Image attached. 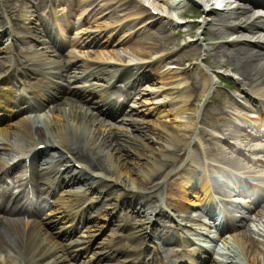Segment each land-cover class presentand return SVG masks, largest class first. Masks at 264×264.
Here are the masks:
<instances>
[{
  "label": "bare ground",
  "instance_id": "6f19581e",
  "mask_svg": "<svg viewBox=\"0 0 264 264\" xmlns=\"http://www.w3.org/2000/svg\"><path fill=\"white\" fill-rule=\"evenodd\" d=\"M47 1L50 5L62 3L67 9L66 13L56 15L55 10L50 11V24L38 21L32 13L44 6V0H0V14L2 11L4 15H16L17 18L14 25L18 28L13 26L8 36L14 33L28 45L24 53L19 51L17 54L11 52L12 44L0 45V53L7 57V61L0 65V75L17 70L32 76L28 85L32 98L26 108L22 107L24 102H16L14 92L9 93L7 79L2 85L0 83V151L11 150L6 152L9 158L0 157V181L5 182L15 167L8 169L6 160L20 157L24 169L14 171L12 176L18 190L16 197L40 191L53 197L52 203L31 212L33 218L30 223L21 220L19 210L12 205L0 207V264H175L171 259L161 257L153 240L156 235L173 238L185 246L178 260L184 259L189 264L206 263L209 260L208 249L200 246L197 250L191 246L195 244L194 239L168 229L161 218L167 216L168 210L193 213L197 211L192 207L194 205L205 207L216 230L230 232V239L217 236L225 254L222 258L210 259V264H243L241 255L248 261L246 264H261L254 251L264 255L259 245L264 244V225L261 223L264 206L255 215H258V222L250 226L245 220L235 222V215L231 212L237 203L251 210L255 209L253 205L234 198L225 201L226 211L219 213L214 209L210 192L223 195L222 189L228 187V196L242 198L251 193L256 203L264 196V157L254 161L260 166V173L250 177L256 179L254 183L225 169L227 167H213L208 160L236 170L244 168L242 158L226 154L230 150L241 154L243 144L257 145L256 140L264 137V0H209L214 8L205 13L201 29V39L209 49L200 60L202 65H194L198 77L191 73L190 65L180 70H160L166 62L173 63L170 66L175 67L183 60L174 59L179 49L166 57H159L164 51L153 41L151 34L166 31L169 18L154 17L148 10L159 6L162 14L166 15L170 9L158 3L148 9L141 5L130 7L137 0ZM186 1L182 0L183 3ZM220 1L225 9L217 11L216 7L222 4ZM18 2V12L15 13ZM163 2L166 4L165 0ZM231 3L236 4L232 7ZM119 10L125 13L118 14ZM105 11L111 13L108 16L113 18L111 22L97 20V16L103 17ZM75 14L77 21L71 22L69 18ZM93 22L97 28L104 26L107 29L92 32L84 27L85 23ZM4 23H0V27ZM73 29L75 33L70 37L68 33ZM180 31L177 28L174 33ZM234 34L237 36L231 39ZM133 39L129 50L143 62L134 66L126 63L116 51L127 47ZM33 40L42 44L41 47L33 44ZM95 46L99 49L93 51ZM193 49L194 56H197L199 45L194 44ZM227 54L228 59H220ZM184 60L188 61V58ZM145 63L152 68L146 75L155 76L157 79L153 83L159 82L161 86L143 89V92L155 101L160 97L168 99L146 109L152 116L148 119L149 131H144L145 138L152 143H145L149 147L146 151L111 131L98 129L94 124L98 116H103L140 128L134 124L133 118L139 109L133 108L134 105L123 106L113 102L108 98V91L109 86L117 81L133 85L146 79L142 76ZM222 69L240 75L243 94L218 89L213 93L215 77ZM187 72L188 79L184 77ZM246 92L257 96L258 103L247 99L249 94ZM127 94L131 95L130 92ZM205 96L202 116L196 121L198 102ZM13 104L19 106L17 111H12ZM231 110L236 111L237 122L231 116ZM249 112L256 116H247ZM195 135L200 136L204 145L193 139ZM225 137L237 138L236 146L225 142ZM12 138L25 142L14 143ZM38 143L58 146V158L51 161L52 156H44L37 165L32 150ZM175 146H179L177 151H180L177 159ZM256 150L264 152V147ZM186 153V165L176 168L175 162ZM71 160L89 170L85 172L86 178L79 175L69 178L66 175L67 180H63L64 173L57 183L53 182L59 176V167L67 166ZM199 163L201 169L203 165L205 168L199 174L192 173L193 164ZM188 165L191 166L187 170ZM218 174L224 179H219ZM64 181L70 186V181L74 185L82 181L78 187L82 190L70 189L73 187L63 189ZM144 184L156 187L155 200L152 196L146 199L131 197L132 190L141 189ZM102 193L114 207L120 200L123 204L126 201L133 203L139 219L135 226L122 225L120 236L112 235L113 229H110V234L99 242L98 236H94L101 231L107 214L102 211L88 214L84 206ZM3 194L5 196L6 190L1 188V196ZM154 213L157 222L152 224L150 215ZM11 215L15 217L11 218ZM248 219H252L251 214ZM57 224L59 226L54 229ZM176 227L182 226L176 224ZM148 228H151L149 233L146 231ZM252 233L263 238H255ZM121 237L128 242L129 250L121 245ZM143 243L145 246L141 247ZM146 251L152 257L140 260V255Z\"/></svg>",
  "mask_w": 264,
  "mask_h": 264
},
{
  "label": "rangeland",
  "instance_id": "374dc122",
  "mask_svg": "<svg viewBox=\"0 0 264 264\" xmlns=\"http://www.w3.org/2000/svg\"><path fill=\"white\" fill-rule=\"evenodd\" d=\"M166 4H163L165 2H163V0H137V2H132L130 7H137V5H141L142 7H144L145 9L148 7H151L152 5H155L156 3H158L161 6H164L167 10L170 9V13L167 14V16L165 15V17H163L164 15L162 14V9L161 7L157 6L156 9L154 10L155 12L153 13L154 17H162V20H166V18H168V15L170 16L169 18H171V20L169 19V22L167 24L166 27V31L162 32V31H157L155 33L151 34V38L153 39V41H155L156 43H158L161 46V49H163L164 52L167 51H174L175 49H181V51H179L177 53L176 56H174V59H178V60H183L179 65H176L175 67L170 66L173 63H169L166 62L167 64H164V66H162L160 68L161 71H166L168 69H173V68H177L178 70L180 69H184V67H187L188 65H190V67H192V74L195 75L196 77H198V73L196 71V69L194 68V65L199 64L202 65L200 60L204 57L205 55V50L209 49L208 45H206L205 42L202 41L201 37V29H202V22L204 21V16H206V14H208V12L205 14L204 10L206 9H211L214 8L213 4L209 1V0H188L185 3L182 2V0H165ZM181 1V2H179ZM220 4L222 3L221 1L219 2ZM236 3H231V6L233 7ZM62 4H55L53 5L56 11H60V8ZM30 9L32 7H29ZM217 11H222L225 9V7L223 6V3L221 5H219L217 7ZM216 10V9H215ZM48 11V6H44L39 8L38 11H33L32 13H35V18L38 19V21H40V19H42V17L47 14L46 12ZM200 12L199 14H197V12ZM125 13V11H118V14H123ZM111 13H109L108 11H105L103 13V17L98 15L97 16V20H104L105 22H111V20L113 19L112 17L109 18L108 16H110ZM77 14H75L73 17H70V21H77ZM95 25H97L95 22L93 23H85L84 27H87L88 30H91L92 32H98L100 30H106L107 28L102 26L101 28H97ZM138 26H136L135 28H137ZM180 29L181 31L179 33H174L176 29ZM75 33V30H71L68 35L70 37H72ZM137 36L134 37V39ZM231 38H234V36H231ZM130 41V43L128 44L127 47H123V48H119L117 49V53L123 58L125 59V62L128 63L129 65H137V64H142V61H139L137 58H135V56L130 52L129 50V46L133 45V41ZM194 44H198L199 45V51H198V55L194 56V49H193V45ZM20 43L18 44L16 48V51L19 48ZM41 47V45L39 46ZM68 49H70L69 47H67ZM98 46H95L92 50H98ZM160 49V50H161ZM77 54L79 52L75 51ZM92 54V52H91ZM230 54V53H229ZM188 58V61H184V59ZM229 58V55L227 54L226 57H220L221 60H226ZM3 58L0 55V63L2 62ZM144 70L142 72V76L144 75V77L146 79H144L143 81H136L135 83H133V85L130 84H124L123 81H117L115 83L114 86H112L110 88V90H121L123 92H125V89L132 92L133 97H129V99L125 100V104L124 106H131L134 107L133 108H138L139 111L138 113H135L133 118L135 121V125L139 126L140 128L137 129L134 125L130 124L129 122H120L118 119L116 118H108V117H103V116H98L95 120V126L103 131H111L113 133H115L118 136H121L122 138H124V140H128V142H132V144H137L139 145L141 148H143L145 151L149 149V147L145 146V143L147 142L148 145H152L150 140H147L145 138V132L149 131V128L151 127L150 122H148V119H151L152 116L147 113L146 109H149L154 106V104L156 103H161L164 102L166 100H168L167 98H159L158 101H155L152 97H149L148 95H146L143 92V89H153L156 86H161V83L156 82L153 83L155 79H157L155 76L149 74L150 76L146 75V73H150V69L151 66L147 65L146 63L144 64ZM206 67V66H205ZM216 69H219V67H217ZM211 73V72H210ZM189 74L185 73L184 77L186 79H188ZM219 76L221 79H223L225 81V87H222L220 84V80L219 79H215V89L218 90H223L226 91L228 93L233 92L235 94H243L244 92L241 90L240 87V83H239V79H240V75L235 72V71H230L229 69H222L221 72L219 73ZM220 84V85H219ZM130 87V88H129ZM195 92L199 93V91ZM126 93V92H125ZM140 93V94H139ZM240 98V97H239ZM132 100H135L134 102H132ZM240 100H242L240 98ZM141 101V102H139ZM256 102V101H255ZM205 103V97L201 100L199 107H197V113L195 114V120L198 121L200 119V117L202 116V106ZM257 104V103H255ZM232 116H234L233 114H231ZM255 114H253V112L249 113L250 117H254ZM116 117H119L118 115H116ZM168 119V118H167ZM166 119V120H167ZM264 138V137H263ZM257 139V145H245L243 143H241V145L243 147L241 148V154H237V152H234L230 150V153H227V156H238L240 158L243 159V163L244 164V168H241L239 170L233 169V168H229L228 166L222 164V166L227 167L226 169L231 170L241 176L247 177V179H249V181L251 182H257L256 179H251L250 177L254 178L256 176V174H259V169L260 166H257L258 163H254V161L256 160H262V158L264 157V152L261 151H257L256 149L259 147H264V139ZM193 139L196 140L197 142H199L201 145H204L203 140L200 138L199 135H195L193 136ZM229 141L234 144L236 146V142H238L237 138H228ZM19 140V139H18ZM260 140V141H259ZM213 145H216L214 143H212ZM137 147V146H136ZM173 147V146H172ZM179 146H175V158L177 159V155L180 153V151H177ZM192 150V149H191ZM243 151V153H242ZM41 154H46V151L43 150L41 152ZM47 154L50 155V152L47 151ZM187 157V153L182 157V159L178 160V162L176 163V168H181L182 166L186 165L184 164L186 162L185 158ZM188 162V161H187ZM191 164V163H190ZM77 166V164H74ZM72 166L70 165L69 168H67V171L64 174V178L63 180H65L66 175H79V176H84L85 172H88L89 170L85 167L82 166ZM191 165L187 166V170L190 168ZM197 169H200L199 167H197ZM192 173L198 174L196 172H198L196 169L191 168ZM63 176V174H62ZM219 179H224V177L221 174L217 175ZM173 178V177H172ZM171 179V178H170ZM264 182V181H263ZM82 185V182H77L76 185H68L67 181L63 182V188L65 189H69V187H73L70 189H74L77 190L79 185ZM264 184V183H263ZM67 185V186H66ZM143 187L141 189H134L133 191V196H131L134 199H146V197H151L155 200L157 197V191H156V187H150V185L147 186V184L142 185ZM146 187V188H145ZM150 187V188H149ZM229 188L224 187L222 189V191L227 194V190ZM110 190V189H109ZM107 190L106 192L109 194L110 191ZM66 194V193H65ZM222 198H224V200H230L231 198H236V197H229L226 195H222ZM245 198V199H243ZM264 196L260 198V200H258L256 203L254 201L253 195L251 193L243 195L242 198H237V199H242L243 202L247 205L251 204L255 207L254 210L248 209L246 208L244 205H234L236 207L237 210H241V211H245L244 213V218L243 220H245V222L247 224H249L250 226L253 224H256L258 215L255 217L256 214H258V211L261 210V207L264 206ZM249 201H248V200ZM110 202L105 198V194H102L99 198L95 199V201H90L88 202V204L86 205V210L88 214H95L98 212H104L107 213L106 217L104 218L105 223L103 224V226L101 227V231L97 232L96 234L98 235V239L97 241H101V238L104 236H107V234H110V229L112 230V235H116L117 233H120L121 230V226L122 225H127V226H135L139 216H137L136 213V209H134L133 203H128V201H126L125 204L121 203V201L118 203V206L113 210V205L109 204ZM186 204V203H185ZM219 206H221V208L224 206V202L223 200L220 201L219 203H217ZM188 205V204H187ZM168 212L172 215L173 217H175V219L177 220H181L183 218V216L178 215V211H172L168 210ZM198 214H202L200 211H196L194 213L193 216H198ZM252 215V219H248L247 216ZM238 218H240L239 216H237ZM204 219V218H201ZM114 220V221H113ZM163 220L165 223H169V224H174V221L168 217V213L167 216H163ZM264 221V219H261ZM182 221H185V219H182ZM261 221V223L264 222ZM188 222L195 225L196 227H201L200 229L204 230L205 232H209L213 233V229L210 228L209 229V222L210 219H208L207 217V222L206 223H202L199 220H193L191 218L188 219ZM112 223V224H111ZM198 223V224H197ZM258 225V224H257ZM111 226V227H110ZM258 227L263 228L261 225H258ZM185 228H188V226H186ZM247 228V227H245ZM192 231V229H191ZM238 232V231H237ZM252 235H254L255 238L259 237V238H263V236H261L258 233H255ZM203 238H206V235L202 236ZM110 239V238H109ZM141 240V239H139ZM158 242H162L160 239ZM168 245H163L164 248L167 247V251L171 254H173L177 247H170ZM262 247V250L264 251V244H259ZM169 253H162V254H167L170 256ZM255 256L257 257V259L261 261V264H264V255L262 254H257L256 251H254ZM241 261L243 264H246L248 261L245 259V256L241 255ZM215 258H220V256H215L214 253L211 252V260L215 259ZM211 262H206L205 264H210ZM188 264V263H187Z\"/></svg>",
  "mask_w": 264,
  "mask_h": 264
}]
</instances>
